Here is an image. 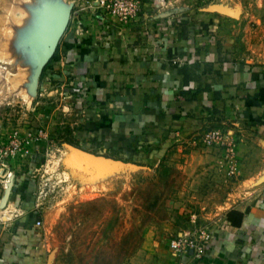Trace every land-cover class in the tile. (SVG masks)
<instances>
[{"label": "rangeland", "instance_id": "1", "mask_svg": "<svg viewBox=\"0 0 264 264\" xmlns=\"http://www.w3.org/2000/svg\"><path fill=\"white\" fill-rule=\"evenodd\" d=\"M137 1L138 13L123 18L114 7L101 8L102 0H0V264L12 255L43 264L54 263L56 255L68 264V257L73 256L79 257L81 264H89L90 258L102 253L106 264L121 259L128 264L127 259L142 246L148 230L149 237L160 242L152 252L158 264L157 258L169 252L172 236L189 223L191 215L171 214L168 199H180L181 189L193 186L186 184L187 174L176 165L185 161L193 147L210 148L212 156L205 158L206 163L210 166L216 162L219 166L193 171L190 181L206 171L198 185L204 186L207 194L221 187L219 179L225 174L224 180L227 178V165L233 169L230 180L234 185L248 175V179H256L247 182V189L263 190L259 187L264 186V130L259 133L258 129L264 127V117L254 123L248 111L255 104L238 102L248 95L238 82L232 94L238 103L229 105L230 109L226 103L215 107L220 112L215 122L209 118L213 109L205 111L209 119L204 132L195 131L176 140L175 145H181L182 151L176 147L165 155L168 161L158 167L139 172L129 164L136 163L133 158L125 154L105 161L87 158V152L106 154L88 146L92 137L87 138V107L81 100L85 89L75 82L73 70L55 60L58 44L73 29L79 34L86 30L83 15L102 24L136 21L147 0ZM199 1L210 4L216 0ZM235 1L229 6L231 10L223 9L227 16L221 15L218 20L221 65L233 59L236 65L264 72V0ZM66 9L70 11L67 26L53 55L43 65L58 30V14ZM69 52L64 55L67 59ZM251 88L249 95L258 89ZM230 96L220 94V99ZM213 131H219L218 137L208 142L207 135ZM242 142L246 146L238 148ZM245 159H249L248 167L241 164L237 168ZM80 161L101 164L86 169L75 167ZM96 192L108 194L87 201L73 200L78 193L87 197L86 193ZM25 205H34V212ZM55 209L62 214L58 224ZM22 212L42 223H32L26 231H20ZM169 220L177 225L172 231L162 228ZM101 241H110L109 246L101 250ZM258 251L261 253L255 264H264V246ZM142 253L144 257L150 255L146 250Z\"/></svg>", "mask_w": 264, "mask_h": 264}, {"label": "crops", "instance_id": "2", "mask_svg": "<svg viewBox=\"0 0 264 264\" xmlns=\"http://www.w3.org/2000/svg\"><path fill=\"white\" fill-rule=\"evenodd\" d=\"M233 1L216 0L206 4L199 0H147L144 1L143 14L136 21L127 24H102L98 21V29L96 20L83 15L82 24L86 30L80 34L75 29L66 33L57 45L61 56L58 55L55 60L73 70L75 82L85 89L86 95L81 100L87 107V138L92 137L87 140L91 150L106 154L109 160H113L114 155L131 156L136 163L129 164L142 172L168 161L164 157L176 149V140L195 131L203 133L209 118L211 122L217 121L220 112L215 107L220 104L254 103L253 109H250L253 111H248L254 123L264 117V100L259 92L264 87L263 70L236 65L233 59L223 65L220 62L218 20L221 15L227 16L222 11L225 8L231 10L229 6L236 4ZM71 21L74 22V19L71 18ZM67 52L69 59L64 56ZM237 82L238 86H242V92L248 94L246 99H238V102L232 99ZM252 86L258 89L249 95ZM220 94L231 95V99H220ZM210 108L213 115L207 118L205 111L209 112ZM263 130L264 127L258 132ZM245 146V142L238 144V148ZM177 150L182 151V146L179 145ZM209 150L193 147L191 153L185 156V161L176 163L189 178L186 184L195 187L181 189L180 199L169 198L168 206L175 216L177 213L186 217L195 214L199 221L212 227L214 239L210 251L203 260L191 261L178 257L169 248V252L157 258L158 264H255V258L261 253L258 250L264 246V186L259 187L263 189L260 191L247 189V182L256 179H248V175L239 185H234V181L230 180L233 169L227 165V178L224 180L225 174L219 179L221 187L217 192L207 194L204 186L198 185L206 171L197 174L193 181L190 178L194 170L218 169V163L210 166L206 163L205 158L212 156ZM198 155L199 158L195 159ZM248 161L239 162L237 168L241 164L243 168L248 167ZM90 162L80 161L75 167L86 169L92 164H101ZM258 182H261L260 179ZM86 194L88 196L84 197L78 193L73 200L87 201L108 193ZM28 206L25 205L33 210L30 212H34V205ZM233 210L242 214L239 224H233L228 217ZM24 213H21L23 218L18 223L20 231H26L30 224L35 225L38 220ZM61 216L55 209L56 224ZM239 218L236 216L238 221ZM176 226L169 220L162 228L172 231ZM148 232L142 246H138L127 259L130 260L128 264H156L152 254L160 242L151 239ZM71 237L67 242L68 251ZM108 242H100L101 250L109 246ZM144 250L149 251L148 257L142 255ZM68 260V264H81L79 257H68ZM54 261L52 264H67L57 255ZM1 262L43 264L14 255ZM89 264H106L105 254L90 258ZM114 264L125 262L121 259Z\"/></svg>", "mask_w": 264, "mask_h": 264}, {"label": "built area", "instance_id": "3", "mask_svg": "<svg viewBox=\"0 0 264 264\" xmlns=\"http://www.w3.org/2000/svg\"><path fill=\"white\" fill-rule=\"evenodd\" d=\"M117 1H119L117 3ZM115 2V4H113ZM137 0H102L104 10L115 8L123 18H129L138 13ZM219 131H213L207 136V141L212 142L218 137ZM41 219L36 224L40 225ZM214 239V231L207 223L199 221L197 215L192 214L189 217V223L172 236L169 242V248L180 258H186L191 261L203 260Z\"/></svg>", "mask_w": 264, "mask_h": 264}, {"label": "water", "instance_id": "4", "mask_svg": "<svg viewBox=\"0 0 264 264\" xmlns=\"http://www.w3.org/2000/svg\"><path fill=\"white\" fill-rule=\"evenodd\" d=\"M69 18H70V11H68V16H67V19L65 20V22L64 23H62L61 24V31H60V33L58 34V36H57V38L55 39V43H54V45H53V47H52V50L50 51V52H48V54H47V52H46V54H45V57L43 58V65L50 59V57L53 55V52H54V50L56 49V46H57V44H58V41H59V38L61 37V35H62V33H63V31L65 30V27L67 26V23H68V21H69ZM57 28H58V25H57ZM52 41V40H51ZM51 45V44H50ZM90 155L91 156H95V157H103V158H107V157H105V156H103V155H99V154H93V153H90V152H87L86 153V156H87V158L88 159H90L91 161H94V160H92V158H90ZM97 155V156H96Z\"/></svg>", "mask_w": 264, "mask_h": 264}, {"label": "bare ground", "instance_id": "5", "mask_svg": "<svg viewBox=\"0 0 264 264\" xmlns=\"http://www.w3.org/2000/svg\"><path fill=\"white\" fill-rule=\"evenodd\" d=\"M68 11H69V10L66 9V10L61 11V12L58 14V30H57V33H56L54 39L51 41V46H50V49H49L48 52H50V51L52 50V47H53V45H54V43H55V39L57 38L58 34H59L60 31H61V27H60V26H61V24L64 23L65 20L67 19ZM96 156H97V155H96ZM90 158H92V160H94V161H105V160H107V158H103V157H95V156H91V155H90Z\"/></svg>", "mask_w": 264, "mask_h": 264}, {"label": "trees", "instance_id": "6", "mask_svg": "<svg viewBox=\"0 0 264 264\" xmlns=\"http://www.w3.org/2000/svg\"><path fill=\"white\" fill-rule=\"evenodd\" d=\"M55 57H56V55H54ZM260 98L262 99V100H264V87L263 88H260ZM236 216L238 217H240L239 219V221L236 219ZM228 217H229V219H230V221L233 223V224H239L240 222H241V218H242V214L240 213V212H238V211H231L229 214H228Z\"/></svg>", "mask_w": 264, "mask_h": 264}]
</instances>
